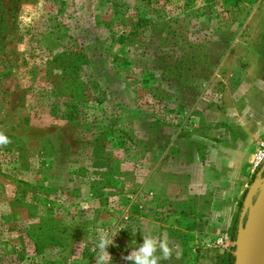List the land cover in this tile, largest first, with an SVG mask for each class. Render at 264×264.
Masks as SVG:
<instances>
[{
	"label": "rangeland",
	"instance_id": "rangeland-1",
	"mask_svg": "<svg viewBox=\"0 0 264 264\" xmlns=\"http://www.w3.org/2000/svg\"><path fill=\"white\" fill-rule=\"evenodd\" d=\"M262 80L264 0H0V264H95L100 229L110 264L231 263ZM221 203L225 246L191 220Z\"/></svg>",
	"mask_w": 264,
	"mask_h": 264
},
{
	"label": "water",
	"instance_id": "water-1",
	"mask_svg": "<svg viewBox=\"0 0 264 264\" xmlns=\"http://www.w3.org/2000/svg\"><path fill=\"white\" fill-rule=\"evenodd\" d=\"M264 170V163L257 176ZM232 264H264V174L246 189L236 222Z\"/></svg>",
	"mask_w": 264,
	"mask_h": 264
},
{
	"label": "crops",
	"instance_id": "crops-1",
	"mask_svg": "<svg viewBox=\"0 0 264 264\" xmlns=\"http://www.w3.org/2000/svg\"><path fill=\"white\" fill-rule=\"evenodd\" d=\"M247 93L251 96V98L247 100L249 101L248 104L250 105L249 106L250 111L248 110L247 117L245 118L242 117L244 122L243 124H240V126L242 127V131L244 135L247 138H250V134L254 135L257 134L258 132L259 134L264 132V81L262 80L256 82L254 84V87H250L247 90ZM214 207L217 212L213 211L212 209L209 210L202 208L196 209L195 212L196 216H194V218L191 219L192 222L195 223L194 226H199V229H201L203 233L207 234L208 236L211 235L212 238H214L216 236V233H218V231H214L216 230L214 228H216L217 226H213V223L218 224L219 222L221 224V227H223L222 224L227 222L229 204L221 203V205H219L218 208L217 205ZM209 211H211L210 214H212V219H209L210 221L207 220L206 222H204L203 220L206 219V217H208L207 214ZM224 217H226V219ZM208 224H211V226L209 227ZM203 235L200 234L199 232H195L194 241H196L195 240L196 238L198 241L199 238L203 237ZM222 235L225 237V241L223 242L222 246H225L227 242V237L226 234H222ZM182 249H183L182 246L179 245V250L182 251Z\"/></svg>",
	"mask_w": 264,
	"mask_h": 264
},
{
	"label": "clouds",
	"instance_id": "clouds-1",
	"mask_svg": "<svg viewBox=\"0 0 264 264\" xmlns=\"http://www.w3.org/2000/svg\"><path fill=\"white\" fill-rule=\"evenodd\" d=\"M9 143H11L9 137L0 131V146H6ZM116 233H110L104 229L98 230L93 245V251L96 252L95 264H110L112 256L107 248L113 243V237ZM172 254L173 248L170 247L166 237L143 235V242L138 247L133 248L123 259L130 261L131 264H160L162 260H169Z\"/></svg>",
	"mask_w": 264,
	"mask_h": 264
},
{
	"label": "built area",
	"instance_id": "built-area-1",
	"mask_svg": "<svg viewBox=\"0 0 264 264\" xmlns=\"http://www.w3.org/2000/svg\"><path fill=\"white\" fill-rule=\"evenodd\" d=\"M264 163V137L259 138L256 143L253 152L251 153L249 165L251 171H255L261 168ZM225 241V237L221 234L215 237L214 243L221 245Z\"/></svg>",
	"mask_w": 264,
	"mask_h": 264
},
{
	"label": "trees",
	"instance_id": "trees-1",
	"mask_svg": "<svg viewBox=\"0 0 264 264\" xmlns=\"http://www.w3.org/2000/svg\"><path fill=\"white\" fill-rule=\"evenodd\" d=\"M138 21H139V20H137V23H139ZM135 25H136V23H135ZM134 28H135V27H134ZM28 229L30 230L31 228H28ZM28 229H27V231H28ZM35 230H36V229H32V233H33ZM33 234H34V233H33ZM33 234H31V235H33ZM34 238H35V241L38 240V235H36ZM232 260H233V259H232ZM229 264H232V262L229 263Z\"/></svg>",
	"mask_w": 264,
	"mask_h": 264
}]
</instances>
